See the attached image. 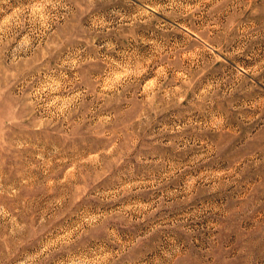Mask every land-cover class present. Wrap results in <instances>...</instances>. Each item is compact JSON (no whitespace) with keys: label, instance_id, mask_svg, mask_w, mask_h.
<instances>
[{"label":"rangeland","instance_id":"obj_1","mask_svg":"<svg viewBox=\"0 0 264 264\" xmlns=\"http://www.w3.org/2000/svg\"><path fill=\"white\" fill-rule=\"evenodd\" d=\"M0 264H264V0H0Z\"/></svg>","mask_w":264,"mask_h":264}]
</instances>
